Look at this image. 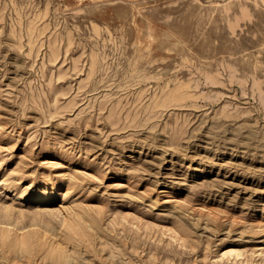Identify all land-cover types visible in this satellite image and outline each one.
<instances>
[{
	"label": "rangeland",
	"instance_id": "1",
	"mask_svg": "<svg viewBox=\"0 0 264 264\" xmlns=\"http://www.w3.org/2000/svg\"><path fill=\"white\" fill-rule=\"evenodd\" d=\"M55 242L264 264V0H0V264Z\"/></svg>",
	"mask_w": 264,
	"mask_h": 264
},
{
	"label": "bare ground",
	"instance_id": "2",
	"mask_svg": "<svg viewBox=\"0 0 264 264\" xmlns=\"http://www.w3.org/2000/svg\"><path fill=\"white\" fill-rule=\"evenodd\" d=\"M7 213V212H6ZM72 213V212H71ZM7 215H8V213H7ZM80 216V215H79ZM66 218V217H65ZM80 218H81V216H80ZM70 219V218H69ZM80 220V219H79ZM83 221V223H84V220H82ZM87 221V220H86ZM7 223V222H6ZM86 224H88V223H86ZM4 225V224H3ZM9 225V224H8ZM88 226H89V224H88ZM75 227V226H74ZM3 230V229H2ZM9 231V230H8ZM22 231V230H21ZM2 234H3V231L1 232ZM4 234H6V233H4ZM3 234V235H4ZM8 234V233H7ZM2 235V236H3ZM5 236V235H4ZM25 238H26V236L23 234V233H21V234H18V236L16 237V242L18 243V244H21V246L24 244V240H25ZM56 238V237H55ZM58 242V241H57ZM60 244L59 243H51L50 245H49V249H50V254H51V256H54L59 262L60 261H64V262H62L63 264H66L67 263V261H68V256L66 255V254H64L63 253V251L65 250H62V248L59 246ZM24 247V246H23ZM231 252V251H230ZM234 253V252H233ZM236 254V253H235ZM53 257V258H54ZM66 262V263H65ZM56 264H58V263H56ZM60 264H61V262H60Z\"/></svg>",
	"mask_w": 264,
	"mask_h": 264
}]
</instances>
